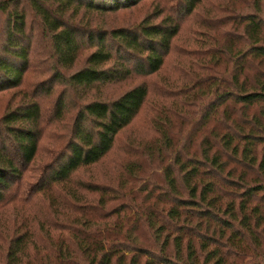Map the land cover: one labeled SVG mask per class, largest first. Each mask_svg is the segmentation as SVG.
<instances>
[{
    "label": "trees",
    "instance_id": "16d2710c",
    "mask_svg": "<svg viewBox=\"0 0 264 264\" xmlns=\"http://www.w3.org/2000/svg\"><path fill=\"white\" fill-rule=\"evenodd\" d=\"M0 264H264V0H0Z\"/></svg>",
    "mask_w": 264,
    "mask_h": 264
},
{
    "label": "rangeland",
    "instance_id": "374dc122",
    "mask_svg": "<svg viewBox=\"0 0 264 264\" xmlns=\"http://www.w3.org/2000/svg\"><path fill=\"white\" fill-rule=\"evenodd\" d=\"M191 21L193 22V20H191ZM34 24L36 25L35 26V31L37 33H39L41 26L39 27L38 20H36ZM192 26H194V25H192ZM39 36L41 37V35H39ZM86 56H87V54H83V55L80 56L79 62L77 64L78 68L82 67L85 64ZM38 59H40V58H38ZM39 62L41 63V61H39ZM70 72H71L70 70L67 71V73H70ZM126 88H127V86H123V85L122 86H113L111 88L110 87H105V88H103V93H104L105 96L107 95V96H110V97L112 96L113 97V96L119 94L120 92H123V90H125ZM73 97L75 99H77L76 100V102H77V101L82 100V98L84 96L83 97H81V96L79 97L77 95V96H73ZM149 98H150L149 103L145 105V107L142 110L140 118L137 120V122L133 126V129H134V131L136 132L137 135H142L145 132V130H147V128L149 127L148 122H153L154 118H155V115L152 112V110L150 109V107L152 109L154 107H155V109H157V102H155V101L158 98L154 97V93H152ZM71 105H74V104H71ZM153 105H154V107H153ZM74 112H75V109H72L70 112L67 111L65 113L63 119H58L57 120L58 127L50 126L51 122H50V124L46 123V125L44 127V132H45L44 140L42 141L41 151H40L37 163H36L37 166L41 165V164L43 165V163H45L48 160L49 151H51L53 149V147L55 146V145L52 144V141H53L52 137H56L57 139H61V140L64 139V141H65L66 134L70 130L71 121L73 119ZM46 119L48 120L49 118H46ZM48 121H50V120H48ZM123 137H121V138L123 139ZM121 142L122 143H120V145H118L120 148L123 147V142L124 141H121ZM118 154H119V152L116 153V155H118ZM122 158L123 157H120V158H118V160H121ZM38 174H39V172H35V171L31 172V174H30L31 177L27 178V181H26V183H28L27 184L28 186L30 185L31 182L35 181V178L37 177Z\"/></svg>",
    "mask_w": 264,
    "mask_h": 264
}]
</instances>
